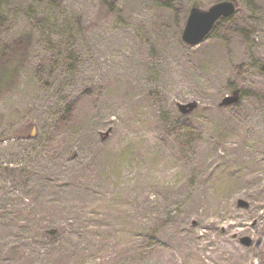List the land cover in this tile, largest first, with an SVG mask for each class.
<instances>
[{"label":"rangeland","instance_id":"obj_1","mask_svg":"<svg viewBox=\"0 0 264 264\" xmlns=\"http://www.w3.org/2000/svg\"><path fill=\"white\" fill-rule=\"evenodd\" d=\"M28 34L0 97V264H263L264 0H0V54Z\"/></svg>","mask_w":264,"mask_h":264},{"label":"water","instance_id":"obj_2","mask_svg":"<svg viewBox=\"0 0 264 264\" xmlns=\"http://www.w3.org/2000/svg\"><path fill=\"white\" fill-rule=\"evenodd\" d=\"M236 10V6L232 1H223L216 3L207 10H201L197 7H192L187 16L181 39L189 46L199 44L211 31L216 21L222 18L230 17ZM239 92L235 90L232 95H226L220 105H231L238 101ZM182 113H188L196 107V104L188 103L186 105L178 104ZM240 206H247L244 201H239ZM244 244L248 245V238L242 239ZM264 264V259H263Z\"/></svg>","mask_w":264,"mask_h":264},{"label":"trees","instance_id":"obj_3","mask_svg":"<svg viewBox=\"0 0 264 264\" xmlns=\"http://www.w3.org/2000/svg\"><path fill=\"white\" fill-rule=\"evenodd\" d=\"M30 40L29 34L21 36L13 41L10 49H5L0 54V97L8 88H14L18 83V70L27 58Z\"/></svg>","mask_w":264,"mask_h":264},{"label":"bare ground","instance_id":"obj_4","mask_svg":"<svg viewBox=\"0 0 264 264\" xmlns=\"http://www.w3.org/2000/svg\"><path fill=\"white\" fill-rule=\"evenodd\" d=\"M118 62L117 61H114V64H117ZM109 65H113V62L112 61H109V63H108ZM106 97H104V99H105ZM103 99L101 98L100 99V101H99V103L96 105V107H95V110H99L101 107H102V104H103ZM206 226H210V223H207V224H205ZM203 234L199 231V230H195V231H193L192 233H191V236H195L197 239H199L201 236H202ZM188 238V242H189V244L191 245L192 243H191V240L189 239V237L188 236H186V239ZM204 264H206V263H204Z\"/></svg>","mask_w":264,"mask_h":264}]
</instances>
